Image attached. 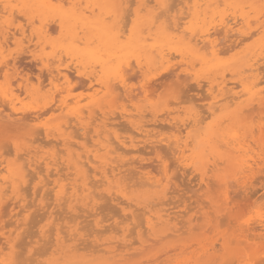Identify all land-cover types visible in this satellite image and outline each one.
<instances>
[{"label":"rangeland","instance_id":"374dc122","mask_svg":"<svg viewBox=\"0 0 264 264\" xmlns=\"http://www.w3.org/2000/svg\"><path fill=\"white\" fill-rule=\"evenodd\" d=\"M52 1L55 7L58 6L56 10L75 9L78 12L84 9L86 14H90L85 9L84 0ZM114 1L118 14L116 22L127 34L135 20L134 9L139 6V2L131 0L133 4L130 5L127 0ZM173 1L175 5L170 4ZM178 1L165 0L162 4H157L154 0H145V4L148 10L159 13L160 20L169 22L174 16L180 26L188 25L192 20L186 15L183 0ZM186 1L190 7L195 2L198 9L202 5L199 11L207 10L206 17L209 20L205 17L198 25H194L195 34L208 28L207 31L212 32L211 38L214 36L221 40L219 44L216 39V54L211 53L210 47L200 48L192 53L186 50L180 52L175 45L168 54L170 64L175 66L174 71L179 78L174 76L163 79L154 90L149 85L154 69L145 67L144 75L136 73L134 78L126 76L129 79H125L124 86L134 88L135 96L132 99L125 96L119 79L112 80L111 83L113 86L116 84L120 92L115 86L114 91L107 94L96 83H92L94 86L87 84L83 89H76L77 85L73 82L66 83L62 77L51 78L40 63L42 57H48V68L55 71L64 69L68 64V67L79 69L86 66L85 70L89 71L95 65L90 56L80 53L85 51L84 41L75 43L77 48L71 52L73 55L60 48H57L58 51L61 50L59 53L57 49L55 52L50 45L45 46L44 41H38L35 35H30L31 28L40 27L36 15L33 25H29L27 18L15 9L12 16L4 10L0 12L1 20L9 18L13 25L21 24L25 29L23 36L17 32L16 39L9 40L4 49H1L0 38V60L19 47L25 48L26 53L22 54L25 61L31 59L29 54L37 58L31 73H27L28 70L22 69V66L18 68V73L9 76L0 71V88L4 86L12 97L16 96L13 100L17 112L37 110L40 116L33 123L36 129H41L36 131V135L35 131L34 134H29L28 128L0 126V264H264V0ZM12 4H15V0H12ZM167 5H172L171 10ZM29 8L34 10L36 6ZM140 13L145 14V10ZM106 19L111 21L113 16ZM124 21L127 23H123ZM221 21L231 22L235 29L238 28L239 37H225L221 30L218 35L223 26ZM240 21L242 26H239ZM54 24L56 28L51 32L50 40L58 45H67L69 39L57 23ZM215 30H218L216 36L213 32ZM78 31L81 36L82 32ZM227 37H235L236 40L234 38L235 41L232 42L233 39L226 40ZM135 56V52L126 55L128 65L134 69ZM100 57L104 58L103 55ZM41 75L46 80L42 81ZM97 76H102V73H97ZM31 78H35V81L30 80ZM8 79L9 86H6ZM221 84L225 85V91L231 89L230 95H219L217 85ZM210 85L213 86L211 91L208 90ZM192 86L194 90H190ZM202 91L206 94H201ZM215 95L216 98H213ZM232 95L234 99H231ZM47 101L54 102L55 110L45 109ZM62 101L65 103L57 108L55 105ZM210 105L214 109L208 113ZM100 111L107 113L108 119L104 120ZM78 112L82 123H88L86 134L83 132V125L76 120ZM194 115L198 119L197 123L191 121ZM117 120L126 126L121 127ZM168 120L172 124L178 122L175 125L182 121L188 123L181 134L182 139L187 136L188 139L191 138L189 149L183 158L177 157L173 152L174 142L170 141L177 132L175 128H169ZM103 123L106 128H103ZM137 123L148 125L149 136L136 132L133 126ZM46 126L51 128L54 136H45ZM128 127L129 131L126 129ZM104 129L108 130L107 134L112 139H109L110 142L117 144L118 140L125 141L126 147L121 146L123 150L116 149L115 152L106 154L102 145L104 139L101 137L97 140L94 132H102ZM61 133L73 135L72 143L76 146H64ZM4 141L8 143L4 144ZM54 141L57 143H53ZM130 141H133L135 147L130 146ZM113 143V148L119 144L114 147ZM88 155L95 166L101 167L102 161L109 160L113 165H121V172L108 181H98L99 178L92 176V169L86 162ZM28 159L33 167L35 165L34 171L27 167ZM7 163L13 166L12 172L4 167ZM80 165L87 175L80 173ZM138 165L147 167L139 172L136 168ZM22 166L23 174L19 171ZM54 167H62L60 171L58 169V175L55 174ZM131 168L137 172L131 171ZM27 172L36 177H29ZM27 176L32 179L30 182ZM140 179L147 183H140ZM87 180L95 183H91L92 187L91 184L88 185L89 190L82 191L81 184ZM70 185H74L76 192ZM23 186L24 189H21ZM60 186L65 187L61 194L58 193ZM47 189L52 192L51 195L44 193ZM44 198L48 201L45 202ZM58 201L65 206L62 205L61 208L62 203L59 204ZM44 202H49V206L45 207ZM41 205L43 208H40Z\"/></svg>","mask_w":264,"mask_h":264},{"label":"bare ground","instance_id":"6f19581e","mask_svg":"<svg viewBox=\"0 0 264 264\" xmlns=\"http://www.w3.org/2000/svg\"><path fill=\"white\" fill-rule=\"evenodd\" d=\"M65 1V0H63ZM86 2V6H85V9L88 10V12L90 14H86L83 10H79L78 12L75 10V9H68V10H56V8L58 7H55V5L52 3L53 1L52 0H15V4H12V0H0V12H2L3 10L5 12H8V15L9 16H12V14L14 13V9L16 11H18L19 13H22V15L24 17L27 18V21L29 22V25H33V22L34 20L38 19L39 23H40V27L38 28H31V32H30V35H35L37 40L38 41H44L45 43V46H51L52 50L55 51L57 48H60L61 50L64 49V50H67L68 53L72 52V51H75V49L77 48L76 44L75 43H79L81 40L84 41V48L83 52H80L81 54H84L85 56H90V58L94 61L95 65L89 70H85L86 66L83 67V69H79L77 67H68V65L62 69V70H59V69H56V71L54 69L52 70H49L48 68V65H49V59L48 57H42L40 59V63L46 68L47 70V73H49L51 75V78H56V79H59L60 77L64 78L65 82L68 83V84H71L72 82L77 85L76 86V89L79 88V87H83V86H86L87 84L89 85H92L94 86L92 83H96L100 88H103L104 89V92L105 93H112L114 91V88L115 86L118 87L116 84L113 86V84L111 83L112 80H118L121 82V85H122V88H123V91L125 92V96L128 97V98H131L133 96H135L134 93V88L132 87H125L124 86V81L125 79H129L127 77H130L132 78L133 76L135 77V74L136 73H140L141 75H144L145 73V70L144 68H150L152 67V69H154V72L152 73V76L150 78V87L151 88H157V86L160 84V81L163 80V79H167L169 77H176V78H179V75L176 74V72L174 71V67H173V64L171 65L170 63V56H169V50H171L172 48H174L175 45H177V50H181V51H185L186 52H197L200 48L201 49H206L208 47H210V50H211V53L212 54H216L217 52V46H218V43H216V39L215 37L211 38V34L212 32L211 31H207V30H201L200 34H195V26L194 25H198V22H200V20H203L206 16H207V10H200V6L199 9L197 7V3L195 2L192 7L188 6L187 5V1L186 0H183V3L186 7V15L187 16H190V20L193 21H188L189 24L187 25L186 22L185 24L186 25H179L177 20H175V17L173 16L171 18V21H166V20H160V15L159 13L155 12L154 10H148L146 7V4H145V0H138L137 2H139V6L137 8L134 9V15H135V20H133V24L129 27V31L127 34H125V32L123 31V28L122 26L118 25L117 22H116V18L118 16V14L116 13V9L115 7L117 6V4L115 3L114 0H84ZM129 1L130 5L133 4V2L131 0H127V2ZM157 4H162L165 0H154ZM168 2V0H166ZM172 1V0H171ZM177 1V0H175ZM180 1V0H179ZM178 1V2H179ZM201 1V0H200ZM203 1V0H202ZM126 2V1H125ZM166 2V3H167ZM83 3V2H82ZM170 4H173L175 5L174 1ZM202 4V3H201ZM264 4V3H263ZM36 6V8L34 10H31L29 7H32V6ZM169 5V4H168ZM167 5V6H168ZM212 5V4H211ZM237 5V4H236ZM241 5V4H240ZM247 6V5H245ZM129 7V6H128ZM171 7L172 5L168 6V9L170 8L171 10ZM174 7V6H173ZM212 7V6H211ZM231 7V6H230ZM29 8V9H28ZM239 8V7H238ZM246 8V7H245ZM166 9V7L164 8ZM175 9V8H174ZM231 9V8H230ZM85 10V11H86ZM95 10H97V13H95ZM127 10H130L129 8ZM125 10V11H127ZM142 10H145V14H141L140 12ZM215 11V9H213ZM212 10V11H213ZM227 10V9H226ZM263 10V9H262ZM167 11V10H165ZM251 11V10H250ZM128 12V11H127ZM225 14V13H224ZM259 14V13H258ZM36 15V17L34 18V16ZM167 15V14H166ZM249 15V14H248ZM16 16V15H15ZM113 16V19L111 21L107 20L106 18L107 17H111ZM261 16V15H260ZM210 17V16H209ZM251 17V16H250ZM20 18V17H19ZM34 18V20H33ZM182 17H179V19H181ZM207 18V17H206ZM225 18V17H224ZM255 18H258V17H255ZM21 19V18H20ZM19 19V21H20ZM239 19V18H238ZM23 20V19H22ZM21 20V21H22ZM126 20V19H125ZM207 20H209L207 18ZM214 20V19H213ZM224 20V19H222ZM242 20V19H240ZM256 19H254L255 21ZM119 21V19H118ZM253 21V22H254ZM36 22V21H35ZM57 23L58 27L64 31L65 35L67 36V38L69 39V43L67 45H58V44H55L54 41L50 40V35H51V32L53 31L54 32V27L56 28V26H53L54 23ZM121 22V21H120ZM126 21H124L123 23H125ZM129 22V21H128ZM195 22V24H194ZM238 22V21H237ZM241 22V21H240ZM250 22V21H249ZM127 23V22H126ZM214 23V22H213ZM231 23V22H230ZM228 22H224V21H221V24L223 26H221V28L219 29L218 31V35H220V30H221V33L223 32L225 34V37L226 36H234L235 37H239V29H235L234 28V25L230 24ZM234 24L235 21H233ZM202 24V23H201ZM217 24V23H216ZM55 25V24H54ZM220 25V23H219ZM249 25V24H248ZM27 26V25H26ZM239 26H242V22H241V25ZM127 27V26H126ZM216 27V26H214ZM246 27V26H244ZM197 29V28H196ZM214 29V28H213ZM80 30L82 32V35L79 36V31ZM217 31H213L215 32V36L217 34ZM17 32L23 36L25 34V29L23 28V26L21 24H18V25H13V22L11 19L9 18H6L4 20H1L0 19V38L2 39L1 43V49H4L8 43H9V40H14L16 39L15 37V34H17ZM211 32V34H210ZM251 32V31H250ZM249 32V34H250ZM254 32V31H253ZM222 33V35H223ZM242 34V32H240ZM255 34V33H254ZM252 35V33L250 34ZM243 36V35H241ZM25 37V36H24ZM234 37V38H235ZM248 37V36H247ZM229 37L226 38V40H228ZM231 38V37H230ZM229 38V39H230ZM234 38H231L233 39L232 42H234L236 40H234ZM242 38V37H241ZM249 38V37H248ZM219 40V39H217ZM242 40V39H241ZM256 40V39H255ZM25 41V40H24ZM220 41L219 40V44H220ZM17 42V40H16ZM184 43V45H182V43ZM62 43V41H61ZM239 43V42H238ZM48 44V45H46ZM63 44V43H62ZM90 44H94V45H91ZM10 45V44H9ZM181 45V46H180ZM222 45V44H221ZM233 45V44H232ZM237 45V44H235ZM228 46V45H227ZM231 46V45H230ZM229 46V47H230ZM222 47V46H221ZM226 47V45H225ZM48 48V47H47ZM232 48V47H230ZM59 49V51H61ZM226 49V48H225ZM219 50V49H218ZM221 50V49H220ZM229 50V49H228ZM227 50V51H228ZM4 51V50H3ZM58 49H57V52L59 53ZM165 51H168V52H165ZM180 51V52H181ZM208 51V50H207ZM226 51V50H225ZM56 52V51H55ZM136 53V56H135V61H136V68H132L130 67L129 63H127V60H126V55L129 54V53ZM171 52V51H170ZM2 53V51L0 50V54ZM23 53H26L25 52V48H21L19 47L16 51L14 52H9L7 53L6 56H2L1 57V60H0V71H4L2 72V74H6L7 76L9 75H13L15 73H18V68L20 66H22L21 68L23 69H26V71L28 70L27 73H31V70L33 69V67L36 65L37 61H36V57L33 55V54H29L30 56V60L28 61H25V57L22 56ZM222 53V52H221ZM220 53V54H221ZM224 53V52H223ZM53 54V53H51ZM72 55L74 53H71ZM168 54V55H167ZM171 54V53H170ZM174 54V52L172 53ZM181 54V53H180ZM61 55V53H60ZM101 55H103L104 58L100 57ZM183 55V54H182ZM28 56V55H27ZM169 56V57H168ZM179 56V55H178ZM181 56V55H180ZM78 57V56H77ZM79 58V57H78ZM184 58V57H183ZM263 59V58H262ZM63 60V59H62ZM56 61V60H55ZM65 61V60H64ZM131 61V60H130ZM174 62H177V61H174ZM133 63H134V60H133ZM182 63V61H181ZM129 64V65H128ZM184 64V63H183ZM260 64V63H258ZM65 65V64H64ZM257 65V63H256ZM52 66V65H51ZM179 66V65H178ZM177 66V67H178ZM188 66V64H187ZM195 66V65H194ZM261 66V65H260ZM97 67H99V69L97 70ZM258 67V65H257ZM56 73L53 74L54 71ZM121 70V71H120ZM246 70V69H245ZM33 71V70H32ZM42 71V70H41ZM253 71V70H252ZM7 72H10V73H7ZM121 72V73H119ZM34 73V72H33ZM39 73V72H38ZM97 73H102V76H97ZM117 73H119V75L117 76ZM126 74L124 76V74ZM263 74V73H262ZM30 75V74H28ZM27 75V76H28ZM137 75V74H136ZM227 75V73H226ZM42 76V75H41ZM127 76V77H126ZM264 76V75H263ZM31 77V75H30ZM29 77V78H30ZM45 77V76H44ZM125 77V78H124ZM133 77V78H134ZM196 77V76H195ZM249 77V76H247ZM16 78V77H15ZM28 78V79H29ZM243 78V77H242ZM42 79H43V76H42ZM45 79V78H44ZM44 79L42 81H44ZM14 80V79H13ZM30 80H33V78H31ZM46 80V79H45ZM116 80V81H117ZM23 81V80H22ZM21 81V82H22ZM35 81V78L34 80ZM133 81V80H132ZM181 81V80H180ZM258 81V80H257ZM11 82V81H10ZM58 82V81H57ZM127 82V81H126ZM166 82V81H165ZM175 82V81H174ZM203 82V81H202ZM205 82V81H204ZM5 83V82H4ZM3 83V85H4ZM42 83V82H41ZM115 83V81H114ZM180 83V82H179ZM229 83V82H228ZM257 83V82H256ZM6 84V83H5ZM7 84L6 86H9V79L7 80ZM12 84V83H11ZM34 84V83H33ZM58 84V83H57ZM163 84H165L166 86V83L163 82ZM170 84V83H169ZM167 84V85H169ZM205 84V83H204ZM21 85V84H20ZM74 85V87H75ZM96 85V86H97ZM148 85V86H149ZM171 85V84H170ZM193 85V84H192ZM206 85V84H205ZM235 85V83H234ZM238 85V84H237ZM32 86V85H31ZM73 85H71V88ZM120 86V85H119ZM147 86V88H148ZM160 86V85H159ZM158 86V87H159ZM191 86V84L189 85ZM194 86V85H193ZM192 86V87H193ZM138 87V86H137ZM149 87V88H150ZM164 87V86H163ZM188 87V86H187ZM201 87V86H200ZM213 86L210 85L208 90L211 91V89ZM218 87V92H219V95L220 96H223L225 94H229V92L231 91V89L229 91H225L224 90V87L225 85L224 84H221V85H217ZM234 87V86H233ZM236 87V85H235ZM10 88V87H9ZM61 88V87H60ZM90 88V87H89ZM179 88H181V86H179ZM185 88V87H184ZM183 88V89H184ZM203 88V86H202ZM215 88V87H214ZM83 89V88H82ZM87 89V87H86ZM151 89V90H153ZM182 89V88H181ZM186 89V88H185ZM184 89V91H185ZM194 90L195 88H190V90ZM15 90V89H14ZM29 90V89H27ZM64 91H66L65 89H63ZM70 90V89H69ZM75 90V89H73ZM85 90V89H84ZM118 90L120 92V88L118 87ZM150 90V89H149ZM148 90V92L150 93V91ZM155 90V89H154ZM161 90H165V89H161ZM187 90V89H186ZM203 90V89H202ZM89 91V90H88ZM197 91V90H196ZM204 91V90H203ZM203 91L201 92V94L203 93ZM29 92V91H28ZM62 92V91H60ZM205 92V91H204ZM213 92V91H212ZM137 93V92H136ZM188 93L190 94V91L188 89ZM187 93V94H188ZM192 93V92H191ZM19 94V93H18ZM22 94V93H21ZM121 94V93H120ZM154 94V93H152ZM183 94V93H182ZM188 94V95H189ZM195 94V93H193ZM206 94V93H205ZM203 93V95H205ZM227 94V96H228ZM55 96L57 94H54ZM122 95V94H121ZM208 95V93H207ZM217 95V94H216ZM216 95L213 96V98H216ZM230 95V94H229ZM77 96V95H76ZM119 96V94L117 95ZM141 96V95H140ZM150 96V94H149ZM153 96V95H152ZM151 96V97H152ZM183 96V95H182ZM180 95V97H182ZM184 96H187V95H184ZM194 96V95H193ZM193 96H189L191 99ZM202 96V95H201ZM209 96V95H208ZM16 97V96H14ZM12 97V94L10 93V91L7 89V88H3L1 87L0 88V126H3V127H15V128H28V133L31 134L35 131H38L39 130L41 131V129H36L35 128V124L33 123L35 121V119H37L40 115H39V112L37 111H21V112H17L16 110V107H15V103H14V100ZM20 97V96H19ZM18 97V98H19ZM87 97V96H86ZM155 97V96H154ZM204 97H207V96H204ZM232 98L231 99H234L233 95L231 96ZM85 98V97H84ZM83 98V100H84ZM88 98V97H87ZM121 98V97H120ZM153 98V97H152ZM194 98V97H193ZM197 98V97H196ZM200 98V97H199ZM227 98V97H226ZM17 99V98H16ZM54 99V98H53ZM82 99V98H81ZM105 99V98H104ZM118 99V98H117ZM124 99V98H123ZM180 99V98H179ZM189 99V98H188ZM206 99V98H205ZM126 100V99H125ZM124 100V101H125ZM201 100V99H200ZM219 100V99H217ZM221 100V98H220ZM169 101V100H168ZM190 100H188L189 102ZM193 101V100H192ZM236 101V100H235ZM55 102V100H54ZM54 102L52 101H47L45 103V109H53L54 107ZM72 102V101H71ZM71 102H68V103H71ZM215 102V101H213ZM51 103H53L51 105ZM65 102H61L59 105H55L57 106V108H59L60 105L64 104ZM174 103V102H173ZM33 104V103H32ZM124 104V103H123ZM193 104H194V101H193ZM110 105V104H109ZM64 106V105H63ZM116 106V105H115ZM128 106V105H127ZM195 106V105H194ZM201 106V105H200ZM255 106V105H254ZM18 107H19V104H18ZM47 107V108H46ZM118 107V106H117ZM129 107V106H128ZM131 107V106H130ZM256 107V106H255ZM250 108V107H249ZM262 108V107H261ZM201 109V108H200ZM214 109V106L210 105L208 108H207V111L208 113H211ZM55 110V109H53ZM52 110V111H53ZM134 110V109H132ZM202 110V109H201ZM200 110V111H201ZM205 110V109H204ZM77 111V110H76ZM83 113L85 112L83 109H82ZM95 111V109H94ZM96 112V111H95ZM94 112V113H95ZM101 112V115L103 116L104 120L108 119L107 118V113L103 112V111H100ZM205 112V111H204ZM82 113V112H81ZM82 113V114H83ZM124 113V112H123ZM98 114V113H97ZM148 115V114H146ZM165 115V114H164ZM203 115V114H202ZM207 115V114H206ZM205 115V116H206ZM96 116V115H95ZM100 116V115H99ZM116 116L117 115V112H116ZM122 117H124V115H121ZM204 116V117H205ZM255 116V115H254ZM253 116V117H254ZM101 117V116H100ZM146 117V116H145ZM260 117V116H259ZM117 118V117H115ZM113 117V119H115ZM128 118V117H127ZM81 119V115H80V112H78L76 114V120L81 124L83 125L82 126V129H83V132L86 134L87 133V128H89V126L87 127L88 123H82V121L80 120ZM92 120V118H90ZM94 119V118H93ZM99 120V118H97ZM200 119V118H199ZM204 119V118H203ZM90 120V121H91ZM261 120V119H259ZM48 121V120H47ZM94 121V120H93ZM118 121V120H117ZM122 121V120H121ZM190 121V120H189ZM188 121V122H189ZM191 121H193V123H197L198 122V119L196 118V115H194L192 118H191ZM201 121V120H200ZM199 121V122H200ZM253 121V120H252ZM68 122L70 123L69 121V117H68ZM104 122V121H103ZM130 122V121H129ZM49 123V122H48ZM118 123H120L118 121ZM168 125H170L169 128H175L177 134L174 136V139L171 140L170 142H174V148H173V152H175V154L177 155V157L179 158H183L184 157V154L185 152L189 149V141L190 139H188V136L185 137V139H182L181 138V134L185 131L186 129V122L182 121L181 124L179 125H175L174 123H178V122H174L172 124V122H170L168 120ZM190 123V122H189ZM201 123V122H200ZM50 124V123H49ZM66 124V123H64ZM74 124V122H73ZM72 124V125H73ZM111 124V123H109ZM131 124V123H130ZM52 125V124H51ZM50 125V126H51ZM62 124L60 123V126ZM71 125V126H72ZM114 125V124H113ZM121 127L122 126H126L124 123L123 125L120 123ZM118 125V126H120ZM160 125V124H159ZM58 126V127H60ZM103 128H106V124H102ZM158 126V125H157ZM156 126V127H157ZM162 126V125H161ZM167 126V124H166ZM165 126V127H166ZM62 127V126H61ZM73 127V126H72ZM77 127V126H76ZM113 127V126H112ZM134 129L136 130V132L138 134H141L143 136H149L148 135V125L144 124V123H137L136 125L133 126ZM165 127L163 129H165ZM68 128L70 129L71 127L68 126ZM74 128V127H73ZM78 128V127H77ZM125 128V127H124ZM162 128V127H160ZM159 128V129H160ZM168 128V127H166ZM119 128L117 127V124H116V130H118ZM128 131H129V127L126 128ZM67 130V128L65 129ZM71 130V129H70ZM75 130V129H74ZM167 130V129H166ZM174 130V131H175ZM44 131H45V136L48 137V136H52L53 132L51 130V128L49 126H46L44 128ZM58 131V130H57ZM100 131V130H99ZM123 131V130H122ZM264 131V130H263ZM37 132V133H38ZM63 132V131H62ZM76 132V131H75ZM94 132H96V136H97V140H100L101 137L104 139V142L102 143V145L104 146L105 148V153L106 154H110V153H113L116 151V149H121V146L122 147H126V143L125 141H121V140H118V146L115 147V143H113L112 141L110 142V140H112L111 138H109V134L108 133V130L104 129L102 130V132H98L97 130H94ZM238 132V130H237ZM36 133V135H37ZM72 133V132H71ZM74 133V131H73ZM78 133V132H77ZM76 133V134H77ZM83 133V134H84ZM132 133V132H131ZM136 133V134H137ZM34 134V133H33ZM42 134V133H41ZM70 134V133H69ZM103 134V135H102ZM62 136V141H63V145L64 146H69L70 144L72 145H75L76 144H73L72 143V140H73V135H64V134H60ZM91 135V134H90ZM54 136V134H53ZM82 136V135H81ZM111 136V135H110ZM41 137V136H40ZM121 137V136H120ZM133 137V136H132ZM26 138V137H25ZM34 138V137H33ZM32 138V140L34 141V139ZM77 138V137H76ZM164 138V137H162ZM40 140V138H38ZM110 139V140H109ZM172 139V138H170ZM28 140H30L28 138ZM42 140H43V137H42ZM85 140H89L88 138ZM32 141V142H33ZM48 141V140H47ZM85 141V142H87ZM6 141H4V144H5ZM35 142V141H34ZM41 142H44V141H41ZM49 142V141H48ZM51 142V141H50ZM141 142V141H139ZM157 142V141H156ZM169 142V143H170ZM8 143V141L6 142ZM52 143V142H51ZM53 143H57L56 141H54ZM112 143L114 144V147L113 148L112 146ZM3 144V145H4ZM46 144V143H45ZM146 145V144H145ZM171 145V143L169 144V146ZM258 145V144H257ZM2 147V145H0ZM6 146V145H5ZM130 146L131 147H135V145L133 144V141H130ZM144 146V145H143ZM147 146V145H146ZM152 146V145H151ZM150 146V147H151ZM164 146V144H163ZM162 146V147H163ZM7 147V146H6ZM153 147V146H152ZM151 147V149H152ZM77 148V147H76ZM79 148V147H78ZM145 148V147H144ZM144 148H142L144 150ZM23 149V148H22ZM140 149V148H139ZM150 149V150H151ZM163 149V148H162ZM125 150V149H124ZM128 150V149H126ZM130 150V149H129ZM128 150V151H129ZM141 150V149H140ZM149 152L151 153V151H153V149ZM168 150V149H166ZM164 150V151H166ZM32 151V150H31ZM130 151H134V150H130ZM136 151V150H135ZM139 151V150H138ZM137 151V152H138ZM33 152V151H32ZM37 152V151H36ZM61 152V151H60ZM162 152V151H161ZM169 152V151H167ZM26 153V151H25ZM73 153V152H72ZM71 153V154H72ZM120 153V152H119ZM142 153H145L147 154L146 152H142ZM163 153V152H162ZM64 154V153H63ZM166 154V153H165ZM170 154V153H169ZM26 155V154H25ZM57 155V154H56ZM74 155V154H73ZM82 157H84L82 154H80ZM171 155V154H170ZM169 155V156H170ZM31 156V155H30ZM18 157V156H17ZM21 156H19L20 158ZM96 158H98V156H95ZM114 157V156H113ZM79 158V156H78ZM90 156L88 155L87 159H86V162L89 164V166L91 167L90 169H92V176L94 178L98 177V181L100 182H105V181H108L111 177H115L118 173L121 172V165L120 167L118 165H113L111 161L109 160H104L102 161L103 164L101 167H97L93 164V162H90L91 160H89ZM18 159V158H17ZM142 159V158H141ZM173 159V158H172ZM178 159V158H177ZM130 161V159H128ZM133 160V159H132ZM95 161V160H94ZM168 161V160H167ZM166 161V162H167ZM5 162V161H4ZM3 162V163H4ZM42 162V160H41ZM50 162V161H49ZM79 162V161H78ZM81 162H84V161H80ZM84 162V163H86ZM169 162L171 163V161L169 160ZM176 162V161H175ZM24 163V162H22ZM40 163V162H39ZM123 163V162H122ZM168 163V162H167ZM35 164V163H34ZM54 164V163H53ZM60 164V163H59ZM62 164V163H61ZM118 164V163H117ZM172 164H173V161H172ZM27 167L28 168H31L32 170L31 171H34V167H33V163L30 162V160L28 159L27 160ZM126 165V163H125ZM136 165V164H135ZM4 166V164H3ZM23 166H25V164H23ZM20 167L19 168V171L21 174H23L24 172V169ZM40 166V165H38ZM37 166V167H38ZM42 166V165H41ZM84 166V164H83ZM87 167V170H89L88 168V165L86 164L85 165ZM150 166V165H149ZM4 167H7V169H9L10 172L13 171V166H10V164L7 163L6 166ZM85 167V168H86ZM147 165H138L136 168L137 170H141V169H144L146 168ZM160 167V166H159ZM47 168V166H46ZM62 167H59V171L61 170ZM65 168V167H64ZM80 168V173L84 176V175H87L86 174V171L84 169H82V165L79 166ZM125 168V167H124ZM58 169L56 167H54V170H55V174L58 175ZM176 169V168H175ZM29 170V169H28ZM47 170V169H46ZM124 170V169H123ZM133 169L131 168V171ZM159 170V168H158ZM162 170V169H161ZM186 170V169H184ZM5 171V170H4ZM41 171V170H39ZM38 171V172H39ZM90 171V170H89ZM134 171V170H133ZM169 171V170H168ZM167 171V172H168ZM135 173L137 171H134ZM140 172V171H139ZM26 173V172H25ZM29 173H30V170H29ZM42 173V172H41ZM51 173V172H50ZM89 173V172H88ZM127 173V172H126ZM125 173V174H126ZM31 174V173H30ZM123 174V173H122ZM129 174V172H128ZM142 174V173H141ZM27 175H28V172H27ZM43 175V174H42ZM50 175V174H49ZM54 175V174H53ZM133 175V174H131ZM143 175V174H142ZM148 175V174H147ZM161 175V173L159 174ZM29 177L32 178L33 177H36L35 175H33L32 173V176L28 175ZM27 176V177H28ZM44 176V175H43ZM90 176V175H88ZM162 176V179L164 178L163 175ZM24 177L25 174H24ZM28 177V181L30 182V180H32L31 178ZM121 177V176H119ZM134 177V176H133ZM140 177V176H139ZM144 177V176H143ZM150 177H153V176H150ZM67 178V177H66ZM128 178V177H127ZM126 178V179H127ZM137 178V177H135ZM44 179V178H43ZM47 178L45 177V180ZM89 179H91V177H89ZM152 179V178H151ZM15 180V179H14ZM41 180V179H40ZM39 180V181H40ZM129 180V179H128ZM48 181H51V180H48ZM88 181V180H87ZM85 181L81 184V188H82V191H85V190H89L90 187H88V185H90L91 183H93L91 180L90 181ZM141 181V179H140ZM139 181V182H140ZM146 181V180H145ZM7 182V181H6ZM47 182V181H46ZM143 184H146V182L141 181L140 183ZM152 182V180L150 181ZM20 183V182H19ZM49 184L51 182H48ZM95 183V182H94ZM154 183V182H153ZM161 183V181H160ZM45 184V182H44ZM124 184H127V183H124ZM21 184H19L20 186ZM26 185V184H25ZM56 185V183H55ZM67 185V184H66ZM69 185V184H68ZM100 185V184H99ZM133 185V184H132ZM149 185V183H148ZM154 185V184H152ZM38 186V185H37ZM40 186V185H39ZM72 186L71 188L73 189L74 192H76V188L74 187V185H70ZM91 187L93 186V184L90 185ZM128 186V185H127ZM151 186V185H149ZM7 187H8V184H7ZM6 187V188H7ZM46 187V186H45ZM54 187V186H53ZM80 187V185H79ZM78 187V188H79ZM97 187H98V184H97ZM39 189V187H36ZM41 188V187H40ZM65 188V187H64ZM64 188L62 186L59 187V190H58V193H63L64 192ZM67 188V187H66ZM70 188V187H69ZM21 189H24V186L21 187ZM8 190V189H7ZM20 190V189H19ZM37 193V190L34 189ZM48 190V189H47ZM47 190L44 192L45 194H49V190L47 192ZM67 190V189H66ZM72 191V193H73ZM77 191H79L77 189ZM93 191V190H91ZM68 192V191H67ZM35 193V194H36ZM52 193V192H51ZM50 193V195H51ZM86 193V192H85ZM46 194V195H47ZM79 194V193H78ZM96 194V193H95ZM37 195V194H36ZM97 195V194H96ZM117 195V194H116ZM115 195V196H116ZM27 196V195H25ZM29 196V195H28ZM43 196V195H42ZM45 196V195H44ZM47 197V196H46ZM50 196H48L49 198ZM60 197V196H59ZM62 197V196H61ZM102 197V196H101ZM11 198V197H10ZM64 198V197H62ZM118 198V197H117ZM9 199V198H8ZM6 199V200H8ZM19 199V197H18ZM17 199V200H18ZM35 198H33V201H34ZM46 198H44V201H45ZM67 199V198H66ZM65 199V200H66ZM78 199V198H77ZM114 199V198H113ZM4 200V201H6ZM52 200V199H51ZM50 200V202H51ZM65 200H62L65 201ZM9 201V200H8ZM16 201V200H14ZM13 201V202H14ZM27 201V200H26ZM48 201V200H47ZM45 201V202H47ZM10 202V201H9ZM44 202V203H45ZM60 202V203H62ZM52 203V202H51ZM59 203V201H58ZM59 203V204H60ZM87 203V202H86ZM2 206H3V203L1 202ZM4 205H6V203H4ZM22 205V204H21ZM26 205V204H25ZM32 205V204H31ZM38 206V204H36ZM44 205H46L45 207H48L49 206V202L48 203H45ZM48 205V206H47ZM57 205V204H55ZM64 205V203H62L60 205V207ZM16 206V205H15ZM24 206V205H23ZM30 206V205H29ZM42 206V205H41ZM65 206V205H64ZM7 207V206H6ZM14 207V206H13ZM27 207V206H26ZM40 208H43L40 207ZM62 208V207H61ZM78 208V207H77ZM14 209V208H13ZM35 209V208H34ZM7 210V209H6ZM43 210V209H41ZM20 211V210H19ZM18 211V212H19ZM34 211V210H33ZM44 211H46L44 209ZM4 212V211H3ZM17 212V213H18ZM43 212V211H42ZM54 213V212H52ZM19 214V213H18ZM33 215V214H32ZM31 216V214H30ZM44 216V215H43ZM30 218V217H29ZM30 220V219H29ZM26 222V221H25ZM46 231V230H45ZM45 249V248H44Z\"/></svg>","mask_w":264,"mask_h":264}]
</instances>
